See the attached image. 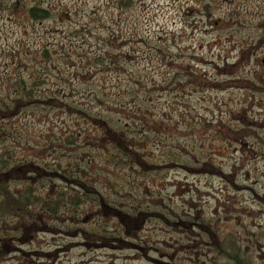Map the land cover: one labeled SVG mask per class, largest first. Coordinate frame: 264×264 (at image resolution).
<instances>
[{
    "label": "rangeland",
    "instance_id": "obj_1",
    "mask_svg": "<svg viewBox=\"0 0 264 264\" xmlns=\"http://www.w3.org/2000/svg\"><path fill=\"white\" fill-rule=\"evenodd\" d=\"M201 1L133 0L120 8L114 0L44 1L66 7L60 30L84 34L64 38L65 81L52 74L43 90L63 87L70 98L54 100L129 132L147 165L107 167L115 145H99L100 123L66 104L0 119V162L43 166L31 180L38 197L27 200L44 225L9 220L6 230L25 231V239L0 264H264V0H208L204 14ZM8 17L0 8V108L14 99V80L28 78L26 48L36 45L20 19ZM55 170L93 174L108 208L143 212L136 227L126 231L104 216L95 189L74 205L68 182L43 180ZM10 188L18 194L26 187ZM63 190L66 206L54 214ZM39 197L48 206L44 216ZM104 231L127 244L103 242L97 235Z\"/></svg>",
    "mask_w": 264,
    "mask_h": 264
},
{
    "label": "trees",
    "instance_id": "obj_2",
    "mask_svg": "<svg viewBox=\"0 0 264 264\" xmlns=\"http://www.w3.org/2000/svg\"><path fill=\"white\" fill-rule=\"evenodd\" d=\"M45 0H15V2H12L11 4L6 5L4 2L0 1V8L1 13L8 12L9 17L8 19L10 21L13 20V17H18L20 19L21 24L24 26V33L26 37H29L28 39H34L36 42L33 44H36L34 49L32 47H27L28 50L27 53H25V57L28 59H33V62L30 66H26L28 78H17L14 80V89H16V92H13V98L14 99H7L9 102L3 101L1 105H4L3 108H0V119L4 121H10L15 116H18L22 114L25 110L28 109H36L39 110L43 106H54L58 105L61 108H64L63 104H66V108L75 111V113H78L85 118L90 119L91 121L99 122L101 127V134L103 135L102 138L99 140V145H106L112 142L115 145V152L112 153L111 157H108L107 159V167H115L116 165L123 166L125 161H129L130 164H140L141 166H146L147 162L143 161L141 158L140 152H134L132 147L136 148L133 142L130 140L129 132L123 131L119 132L118 130H115L112 128V124L110 121L106 119H101L96 114L88 113L87 110L78 111L75 108L74 103H65L62 101H57L55 99L58 98L59 100H66L70 97L67 96V92L61 87L60 89H57L56 91L51 90H43V86L46 85L48 76L52 78V74H54V78L59 81V83L63 84L64 76L62 75L61 71V65L67 64L66 60L68 59V51L66 50L65 44L62 42L65 41L64 38H80L84 32L82 31V28H69L67 30H60V27L57 26V24L61 23L62 20H64V17L66 14H64L65 6L61 5H55L50 4L49 6L45 5ZM113 2V0H111ZM115 4L114 7H129L132 5L133 0H114ZM210 1L208 0H202L199 4V9L204 14L207 13L210 8ZM52 22L54 25L52 27H49V25H46L45 23ZM38 24H44V28H38ZM99 24H101V20L99 19ZM52 28H55L53 30ZM72 29V30H70ZM84 29V28H83ZM52 36H60L61 40L58 42L55 41H49L47 38ZM29 50H32V53H30ZM108 52L111 51L110 46L107 49ZM104 55V54H102ZM104 60V58H102ZM59 74H61L59 76ZM57 75V76H56ZM80 79H85V76L82 75ZM208 81V79H206ZM61 81V82H60ZM71 83L68 81V83L64 85H68ZM61 92L63 93V96L61 95ZM104 94V93H103ZM57 95H60L59 97ZM119 95V94H118ZM100 97L105 100V95L103 98V95H100ZM58 102V103H57ZM103 103V102H101ZM120 111L126 112V109L124 107L120 108ZM132 115H137L136 112H131ZM153 124V122H152ZM0 126V133L3 135L6 134V130ZM73 142V141H72ZM74 143V142H73ZM14 162V163H12ZM3 160L0 162L1 169H0V176L4 178L2 181L3 184L6 186L3 187L5 191L0 189V192L2 193L3 197V203L0 204V258L4 254L9 253H15L18 251V243H24L25 239V231L18 230L16 231L15 227L12 226L11 232L6 230V224H8L9 220H14L12 222V225L15 221H19L20 224H25L28 227H42L43 224L37 223L39 221V216L31 210L33 202L28 201L27 199H34L36 200L37 197L34 194V190L32 188V182L31 180L35 177L37 174H41V169H43V166H38L34 164L32 161L22 163L20 164L19 161L16 160ZM40 169L39 172H37ZM51 173L50 176L43 177V180L48 179V181H66L72 186L71 193L74 196V200L76 201L74 205H78L81 201H83V198H90V195H88V191L90 189H95L96 194L95 195H101V192H99L98 185L92 184L91 180L94 177L93 174L90 172L83 171V176L74 175L69 172L60 174L61 170H55ZM79 173V172H78ZM87 173V174H86ZM99 176V174H97ZM49 177V178H48ZM76 177L80 178V180L75 179ZM106 178V177H105ZM86 180V181H85ZM14 182H21L25 184L24 192L14 193L11 188L10 184ZM76 184V185H75ZM66 190H63L61 192V195L59 197L58 203H56V208L51 209V212L53 211L54 214H58L60 205L63 204V206H66ZM18 195H21L23 198L20 200L18 198ZM46 195H50L47 193ZM94 195V196H95ZM103 215L107 214L108 216H112L114 219H117L120 223L126 225V231L133 230L135 228V222L138 218H140L143 214L141 211L132 210L134 212L126 213L125 211L117 209H110L108 208V202L103 197ZM52 198V197H50ZM39 200H41L43 203L40 206V216H44L47 213H49L48 206L45 205V199L39 197ZM24 212V214H22ZM8 213V214H7ZM14 213L18 216H14ZM46 213V214H45ZM46 222V221H45ZM37 223V225L34 226V224ZM112 232V230H109ZM83 232V231H82ZM105 236H110V238H106L105 236L97 235L98 238L103 240V242L116 240L121 241L125 244H127L125 241L121 240L118 235H115L110 232H105ZM134 245V244H133ZM231 244L229 243L227 247L230 248ZM135 247V245L133 246ZM43 255V254H38ZM237 264H243L241 261H237Z\"/></svg>",
    "mask_w": 264,
    "mask_h": 264
}]
</instances>
